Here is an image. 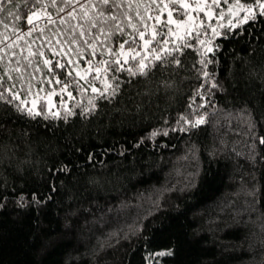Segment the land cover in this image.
Masks as SVG:
<instances>
[{"label": "trees", "instance_id": "trees-1", "mask_svg": "<svg viewBox=\"0 0 264 264\" xmlns=\"http://www.w3.org/2000/svg\"><path fill=\"white\" fill-rule=\"evenodd\" d=\"M0 20L12 17L0 10ZM217 56L210 70L223 91L197 95L195 103L209 101L199 108L189 97L203 77L189 72L151 97L97 100L101 111L87 117L88 96L74 93L67 121L0 105V264H145L146 250L173 244L156 264H264V30L226 41ZM180 113L206 115L186 132L149 135ZM62 164L69 169L52 171ZM32 192L51 198L36 205Z\"/></svg>", "mask_w": 264, "mask_h": 264}, {"label": "snow or ice", "instance_id": "snow-or-ice-1", "mask_svg": "<svg viewBox=\"0 0 264 264\" xmlns=\"http://www.w3.org/2000/svg\"><path fill=\"white\" fill-rule=\"evenodd\" d=\"M50 8L55 9V15ZM0 10L12 17L9 23L0 20V105L32 119L62 117L67 121L74 93L88 96L82 117L98 114L97 100L111 105L125 92L132 93L130 99L151 97L161 89L175 87V76L180 72L194 73L196 79L203 77L189 97V107L199 108L209 101L201 98L195 103L197 95L210 96L217 88L223 91V83L210 68L218 63L217 54L224 43L264 30V0H0ZM23 11L26 17L18 14ZM22 19L26 28L19 26ZM157 71L161 77L168 73L172 78L153 81ZM134 80L140 83L133 92ZM141 107L137 104V111ZM205 115L188 119L180 113L175 125L153 129L149 135L166 136L177 129L186 132L185 124H202ZM247 118L249 126L255 127L251 111ZM259 144L264 146V136L259 137ZM255 149L254 142V155ZM259 158L264 161V156ZM69 167L62 164L52 171H67ZM90 182L99 183V178ZM51 187L55 191L54 182ZM31 197L36 205L51 198L41 200L37 192ZM17 202L21 206L29 203L23 192ZM141 227L137 225L136 231ZM174 252V244L146 250L145 264H156L157 257Z\"/></svg>", "mask_w": 264, "mask_h": 264}, {"label": "rangeland", "instance_id": "rangeland-1", "mask_svg": "<svg viewBox=\"0 0 264 264\" xmlns=\"http://www.w3.org/2000/svg\"><path fill=\"white\" fill-rule=\"evenodd\" d=\"M68 11H69V10H68ZM65 98H67V97H66V95H65ZM55 99H57V100H58V99H59V97L57 96V97H55Z\"/></svg>", "mask_w": 264, "mask_h": 264}]
</instances>
